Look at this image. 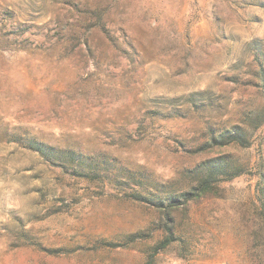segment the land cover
I'll use <instances>...</instances> for the list:
<instances>
[{
  "label": "rangeland",
  "instance_id": "obj_1",
  "mask_svg": "<svg viewBox=\"0 0 264 264\" xmlns=\"http://www.w3.org/2000/svg\"><path fill=\"white\" fill-rule=\"evenodd\" d=\"M263 197L264 0H0V264H264Z\"/></svg>",
  "mask_w": 264,
  "mask_h": 264
},
{
  "label": "trees",
  "instance_id": "obj_2",
  "mask_svg": "<svg viewBox=\"0 0 264 264\" xmlns=\"http://www.w3.org/2000/svg\"><path fill=\"white\" fill-rule=\"evenodd\" d=\"M242 136L241 134L236 131L234 132V134H232L231 136H229L228 139H236L239 140L241 139ZM25 146L28 147L29 149L36 151L38 153H40L43 156L48 157L49 155L54 154V148L50 145H47L41 141L35 140V139H25ZM240 172H236V173H232L230 175H228V178L233 177L235 175H238ZM209 180L208 178H204L202 180L199 181V184L197 185V187H195L196 190L200 191L199 193H197V195H200L201 191H204L205 187L207 186V184H209ZM181 195L184 197V199H191L192 196L194 195V193L192 192H187L184 191L181 193ZM264 199V197H263ZM263 206H264V202H263ZM169 243V240L167 239V237H165L163 240L159 241L153 248V251L150 253L148 259L146 260L145 264H152L153 263V257L156 253L160 252L162 249L165 248V246Z\"/></svg>",
  "mask_w": 264,
  "mask_h": 264
}]
</instances>
